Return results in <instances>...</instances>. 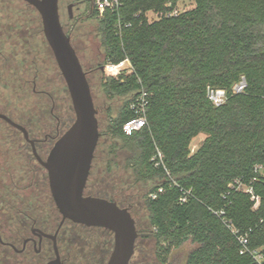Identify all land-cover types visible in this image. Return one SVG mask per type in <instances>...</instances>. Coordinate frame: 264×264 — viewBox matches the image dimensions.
I'll return each instance as SVG.
<instances>
[{
  "label": "trees",
  "instance_id": "trees-1",
  "mask_svg": "<svg viewBox=\"0 0 264 264\" xmlns=\"http://www.w3.org/2000/svg\"><path fill=\"white\" fill-rule=\"evenodd\" d=\"M84 1L97 17L106 64L130 62L128 73L102 81L108 96L128 97L110 118L106 133L119 141L111 145L112 155L125 149V166L135 184L148 186L143 195L145 224L137 230L156 239L157 262L167 264L172 248L192 241L196 247L186 264H264V0H194L195 7L183 12L174 11L180 0H120L119 7L103 13L92 0L78 3ZM34 11L38 12L25 0H0V63L11 65L10 76L1 67L0 85H13L17 91L18 86H27L17 81L19 73L23 74L19 79L37 83L43 91L34 92L37 107L45 111L44 97L50 93L44 87L46 71L42 68L53 70V52L46 40L29 56L27 51L18 52L12 41L27 26L20 19L24 14H32L43 32L41 16L38 12L40 22ZM150 12L157 18L150 20ZM59 72L56 76L62 75ZM242 77L247 87L234 93L233 86ZM209 86L227 91L225 103L215 106L209 100ZM59 92L68 99L65 90ZM143 92L149 101L148 123L126 134L123 125L135 116L130 106ZM7 102H3L4 112L24 122L22 114L14 118L12 109L8 112ZM65 113L73 119L69 109ZM42 119L29 127V133L52 131L51 124ZM200 134L205 138L192 151L191 143ZM157 147L169 174L155 165ZM238 183L254 188L261 198L258 208ZM161 187L163 192H158ZM155 192L158 195L153 198ZM103 193L129 210L134 206L132 196ZM241 234H248L249 246L260 250L262 262L249 252L241 253Z\"/></svg>",
  "mask_w": 264,
  "mask_h": 264
},
{
  "label": "rangeland",
  "instance_id": "rangeland-1",
  "mask_svg": "<svg viewBox=\"0 0 264 264\" xmlns=\"http://www.w3.org/2000/svg\"><path fill=\"white\" fill-rule=\"evenodd\" d=\"M16 1L20 2V0ZM68 1L70 0L60 1V14L62 24L65 26V29H68V31L70 32L72 44L77 51L84 70L88 72L87 77L91 86L95 107L97 109V118L99 121L100 140L98 149L96 151L97 158L93 170V179L96 180L94 191L97 192L93 193V195L104 197L105 194L103 193V191L109 190L111 194L112 191H116V197L124 198V196H132L129 198L131 200L130 202L134 206L130 209V211L136 220L137 229L139 230L142 225L145 224V220L142 219L143 195L148 189V186L144 187L142 184H135V180L131 176V172L125 166L126 158L128 156V152L125 149H120V151L118 149L119 152L117 151L116 156L112 155L113 153L110 152L112 147L111 145H113V143L115 142L118 143L119 141L117 137L106 133V127L109 123L110 118L112 116L115 117L118 112L125 106L128 97L108 96L102 88V81L106 80L109 77H112L113 75L108 74L105 70V66L107 64L105 62L104 52L100 42V35L98 33L97 17L94 14V9L92 8L91 4H89L88 8L86 1H84L83 4H80V2L78 3V0H71L74 3V8L72 9L73 15L77 20H74L73 22L67 24V22L69 21ZM194 7V0H180L176 4L174 11L183 12ZM34 15L35 19L37 18L41 22L38 12L34 11ZM97 15L100 14L98 13ZM30 16L32 17V14H30ZM30 16L28 17L25 14L21 15L20 19L22 21H25V25L27 26H24L23 30H20L17 34V36L20 37L16 36L14 39H12V41L17 45V51L20 53H26L27 51L29 56L30 54L33 55V53H36V51L34 52L33 50L35 49L34 47L37 44H41L46 41L42 30L40 31V29L42 28H37L36 21L34 22L33 18H31ZM148 17L150 20H154L157 18V15L153 12H150L148 14ZM30 20H32L33 22H31ZM23 35H25V37H22ZM53 62H55L54 59ZM3 63L1 66L2 70L4 68H7L6 75L10 76L11 65L8 63L4 65ZM46 64H48L47 61ZM50 67L52 68V66ZM55 67H57L56 63L53 70L46 67L42 68L46 71V80L44 82L46 86L44 87L48 88L50 95L55 97L52 100V97L49 94L45 95L44 98L48 104V108L45 111H41L37 107L38 99L36 100L33 83H26L24 79H19V77H22L23 75L19 73L17 81H20L23 85L27 84V86H18L17 91H15L13 85H11V82H8L11 87H4L0 85V112L4 113L5 109L3 102L7 100V103L9 104V106H11L8 112H10L12 109V112H14V118L22 114L24 122L28 124L27 127V125L24 123L28 129L29 127L31 128L34 123L40 122L39 120L41 117L43 118L41 122L51 124L50 129L52 131L50 133H64L74 122L75 113L66 83L61 74H59V76H56L55 72H59V69L58 67L55 69ZM129 68L130 63L125 62L123 70H120V73H123V71L125 73H128ZM34 73L35 71H31V76H34ZM27 75L28 74L24 76ZM42 84L43 83L41 82V85ZM63 90H65V94L67 93L68 99H65V97L62 96V94L59 92ZM20 91L22 92L20 93ZM27 95L29 96V98L27 97ZM31 107L33 108L31 110L32 114H30V111L28 112ZM54 108L55 110L52 113V109ZM67 109H69V112H71V116L73 115V119L72 117L70 119V117H66V115H64L66 114L65 112ZM58 114L61 115L60 120H58L56 117V115ZM32 116L34 117L33 119L31 118ZM68 119L70 120L69 122L67 121ZM15 120L20 122L17 118ZM41 130L42 128L40 129V131ZM46 130L48 129L46 128ZM30 134L32 137H34V135H37V132H33L32 130ZM41 134H43L42 136H44V133ZM16 135H19V138H24L21 131L12 127L6 121L0 118V198L2 197L3 193L6 192L7 186H11V183L15 180L16 175H18L17 173L12 172V170H15L16 167H18L19 169V167L21 166L20 163H17V157H19L20 155L21 157L25 156L21 150L18 151V149H16V145L11 147V140L13 136ZM204 138V134H200L198 137H196L191 143V150H196ZM49 143L51 144L52 141H50ZM28 155L32 156V154ZM10 159L11 161L9 162ZM26 164L29 165V162H27ZM33 165H38V163L34 161ZM156 246V239L154 238V236L149 235L148 232L146 233L138 231L135 253L130 261V264H159L156 259ZM195 247L196 243H193L192 241H186L180 247L172 248L171 253L168 257L167 264H186V258L189 252L192 251ZM112 250L113 248H111V250H109L108 252H101L100 250H97V252L103 254L104 257L101 264H107ZM0 264L4 263L0 262Z\"/></svg>",
  "mask_w": 264,
  "mask_h": 264
},
{
  "label": "water",
  "instance_id": "water-1",
  "mask_svg": "<svg viewBox=\"0 0 264 264\" xmlns=\"http://www.w3.org/2000/svg\"><path fill=\"white\" fill-rule=\"evenodd\" d=\"M25 1L41 16L44 36L65 80L75 113L74 122L57 140L47 160H42L35 148L33 151L48 172L50 191L63 220L111 231L114 246L107 264H130L138 237L131 211L108 198L85 195L100 139L99 121L87 73L61 22L60 0ZM0 118L34 143L26 127L2 112Z\"/></svg>",
  "mask_w": 264,
  "mask_h": 264
},
{
  "label": "flooded vegetation",
  "instance_id": "flooded-vegetation-1",
  "mask_svg": "<svg viewBox=\"0 0 264 264\" xmlns=\"http://www.w3.org/2000/svg\"><path fill=\"white\" fill-rule=\"evenodd\" d=\"M73 8V1H68L70 18L67 24L74 18ZM2 27L0 23V29ZM2 32L0 31V35ZM38 86L34 83V91L43 92L37 89ZM4 114L7 115L5 112ZM56 117L58 120L61 119L59 114ZM19 121L16 122L26 127L22 120ZM26 129L29 132L27 127ZM42 135L37 134L32 137L29 133V138L34 143L27 140L24 134L23 139L16 135L11 140V147L16 145V149L21 150L25 156L17 157V163L21 166L19 169L16 167L12 172L18 175L11 186H7L6 192L0 198V262L4 264H101L104 257L97 250L101 252L111 250L114 246V235L101 227H87L68 219L63 220L50 191L48 172L33 151L35 148L39 157L47 160L63 133ZM50 141H52L51 144ZM25 161L29 162V165ZM34 161L38 165H33ZM94 161H96L95 155L85 187V195L97 196L93 195L97 192L94 191L96 180L92 175Z\"/></svg>",
  "mask_w": 264,
  "mask_h": 264
},
{
  "label": "built area",
  "instance_id": "built-area-1",
  "mask_svg": "<svg viewBox=\"0 0 264 264\" xmlns=\"http://www.w3.org/2000/svg\"><path fill=\"white\" fill-rule=\"evenodd\" d=\"M94 6L97 10H99L101 13H103L107 8L114 9L120 6V0H92ZM125 62H121L119 64H113V63H107L105 66V70L108 74L116 76L120 73V70H123V66ZM130 63V62H129ZM247 87V81L245 77H242L240 81H238L233 86V92L234 93H241L243 92ZM207 97L209 100L215 105L220 106L223 103H225L227 99V91L223 88H214V87H208L207 88ZM148 97L147 93L143 92L135 102L131 104V109L134 110L135 116L127 121L123 125V132L126 134H132L135 131H138L145 127L148 123L147 121V106H148ZM153 160L155 161L156 166H162L166 172L169 174L166 165L163 161V153L162 151L157 147L155 156L153 157ZM238 188L246 191L250 194L251 200L254 202V208H258L260 205L261 198L260 196L255 192L254 188L252 186L243 185L242 183H238ZM158 192H163V188H159ZM158 192L152 193L151 196L155 198L158 195ZM181 200L185 201L186 198H181ZM233 232H237L234 227H232ZM238 241L241 245V253H251L253 258L257 262H262L263 255L260 252L259 249H251L249 246V238L248 234H241L238 235Z\"/></svg>",
  "mask_w": 264,
  "mask_h": 264
}]
</instances>
